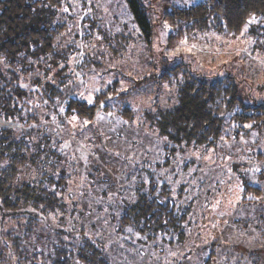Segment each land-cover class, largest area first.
<instances>
[{"label": "rangeland", "instance_id": "374dc122", "mask_svg": "<svg viewBox=\"0 0 264 264\" xmlns=\"http://www.w3.org/2000/svg\"><path fill=\"white\" fill-rule=\"evenodd\" d=\"M140 1L153 24L150 44L143 40L126 0H72L75 15L68 19L61 40L73 48L71 73L62 78L63 97L99 108L94 120L77 119L67 125L64 120L60 125L51 114L45 127L40 126L58 129L69 153L65 206L93 208L86 220H95L104 230L94 228L90 235H100L112 264H264V126H240L227 117L214 147L167 149L148 117L174 105L178 89L158 81L139 85L145 77H161L183 66L205 82L232 76L244 105L264 104V38L255 48L249 36L257 19L251 18L236 38L205 33L172 40L175 29L164 16L207 0ZM93 25L91 38L84 39ZM112 88L118 94L108 96ZM103 94L106 99L101 101ZM63 102H58V109H63ZM123 107L130 109L131 120L119 115ZM240 111L238 107L233 113ZM152 177L175 198L197 206L195 231L188 226L183 243L147 241L128 229L117 232L119 203L145 190ZM248 186L263 190L258 203L256 191ZM8 231V225L0 230V245Z\"/></svg>", "mask_w": 264, "mask_h": 264}, {"label": "trees", "instance_id": "16d2710c", "mask_svg": "<svg viewBox=\"0 0 264 264\" xmlns=\"http://www.w3.org/2000/svg\"><path fill=\"white\" fill-rule=\"evenodd\" d=\"M126 2L143 40L150 44L153 24L145 5L140 0ZM74 11L72 0H0V124H4L0 130V230L9 226L2 235L5 244L0 245V264H112L100 235H90L92 229L100 227L95 220H86L93 208L65 206L69 153L58 129H44L51 114L57 115L60 125L64 120L67 125L77 119L94 120L98 112L99 107L63 97L66 82L62 78L71 73L73 48L62 45L61 40ZM253 17L257 21L250 26L249 36L258 48L264 38V0H207L177 9L164 19L175 29L171 39L178 40L205 33L236 38ZM94 27L84 39L91 38ZM165 72L161 77H145L139 85L158 81L178 89L174 105L148 117L167 149L214 147L223 135L227 117L240 126H264V104L244 105L234 77L205 82L183 66ZM107 93L118 94L115 88ZM105 99L106 94L99 97ZM238 107L241 111L234 114ZM119 115L132 119L128 107L120 109ZM248 188L256 191L258 203L263 190ZM142 190H137L132 200L119 203L117 232L128 229L131 235L147 241L160 238L173 245L183 243L187 227L195 231L192 225L197 206L175 198L153 177ZM262 220L264 223V214Z\"/></svg>", "mask_w": 264, "mask_h": 264}]
</instances>
